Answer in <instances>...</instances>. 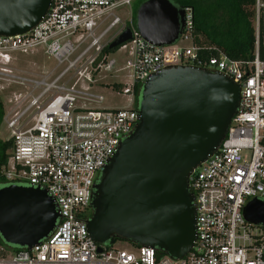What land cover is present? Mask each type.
I'll return each mask as SVG.
<instances>
[{
  "label": "built area",
  "instance_id": "obj_1",
  "mask_svg": "<svg viewBox=\"0 0 264 264\" xmlns=\"http://www.w3.org/2000/svg\"><path fill=\"white\" fill-rule=\"evenodd\" d=\"M132 2L53 0L29 31L0 34V100L14 141L1 178L46 188L60 212L56 226L31 247L11 252L0 236V264H264V222L244 212L250 200H264V0H255L250 59L197 43L192 6L184 7V29L174 43H154L142 35L131 9L126 20L118 12ZM126 28L131 38L110 48ZM211 49L218 53L206 54ZM39 50L55 64L41 72L21 66L25 55ZM172 64L220 70L241 85L225 137L190 176L194 244L174 257L151 245L99 243L87 225L93 184L139 121L144 82ZM106 71L114 79L99 80ZM97 83L111 85L127 104L103 105Z\"/></svg>",
  "mask_w": 264,
  "mask_h": 264
},
{
  "label": "water",
  "instance_id": "obj_2",
  "mask_svg": "<svg viewBox=\"0 0 264 264\" xmlns=\"http://www.w3.org/2000/svg\"><path fill=\"white\" fill-rule=\"evenodd\" d=\"M53 0H0V34L32 29ZM142 35L157 44L174 43L185 25V9L172 0H143L136 10ZM126 28L110 44L131 38ZM241 98L232 76L192 64H172L143 84L134 130L93 184L92 238L113 244L117 238L184 256L196 238L195 195L190 176L226 135ZM245 215L264 222V200L254 198ZM60 212L39 185H0V236L31 247L56 226ZM102 247L99 246V250Z\"/></svg>",
  "mask_w": 264,
  "mask_h": 264
},
{
  "label": "trees",
  "instance_id": "obj_3",
  "mask_svg": "<svg viewBox=\"0 0 264 264\" xmlns=\"http://www.w3.org/2000/svg\"><path fill=\"white\" fill-rule=\"evenodd\" d=\"M143 0H138L136 10ZM181 7L192 6L195 19V41L197 43L219 47L234 58L250 59L255 49V0H172ZM109 51L115 50L106 47ZM216 49L207 50L206 54H217ZM4 115L3 101L0 100V119ZM14 144L12 138L0 137V185L2 166L8 161ZM2 238V237H1ZM3 239V238H2ZM120 238H117V240ZM116 240V241H117ZM133 244H137L132 242ZM110 246V244L106 243ZM16 249L20 246H15ZM164 253L163 250H158Z\"/></svg>",
  "mask_w": 264,
  "mask_h": 264
},
{
  "label": "rangeland",
  "instance_id": "obj_4",
  "mask_svg": "<svg viewBox=\"0 0 264 264\" xmlns=\"http://www.w3.org/2000/svg\"><path fill=\"white\" fill-rule=\"evenodd\" d=\"M138 0H133L131 6L125 5L119 8L118 12L121 14L124 20H126L129 16L130 9L134 13L135 6ZM119 57L122 55L119 52ZM27 60L21 59L20 64L22 67L27 68L29 71H43L46 66H53L55 64V60L53 58H48L43 51L39 50L33 54L25 55ZM33 61L36 62V65L33 66ZM106 74V75H105ZM102 73L101 77L98 78L99 80H103L104 82L111 81L114 79L109 74V71ZM94 88L97 92H101L105 95V99L103 100V105L107 106H123L127 104V97L123 94H117L115 91L112 90L111 85L106 83H97L95 84ZM12 136V130L7 126V123L3 121V118L0 119V137L3 139H9ZM7 249L11 252L15 250V245L4 241ZM130 241L124 239H118L114 245L116 246H128ZM12 246V247H11Z\"/></svg>",
  "mask_w": 264,
  "mask_h": 264
}]
</instances>
